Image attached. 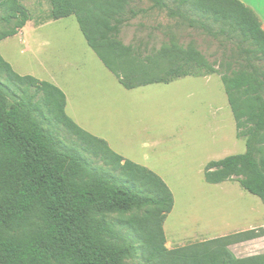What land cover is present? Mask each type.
<instances>
[{
	"label": "trees",
	"instance_id": "trees-1",
	"mask_svg": "<svg viewBox=\"0 0 264 264\" xmlns=\"http://www.w3.org/2000/svg\"><path fill=\"white\" fill-rule=\"evenodd\" d=\"M43 1L50 5L48 21L75 17L88 48L125 90L218 74L246 151L207 163L204 181L237 182L264 205V31L249 7L238 0H174L177 10L169 9L183 15L187 7L218 27L214 33L199 20L204 30L235 46L237 59L219 73L192 46L125 45L130 0ZM30 21L21 0H0V41ZM65 107L58 87L16 74L0 56V264H126L137 250L148 264H264V254L237 258L228 250L264 237V227L166 249L163 224L174 205L168 186L80 128ZM40 119L73 138L76 149Z\"/></svg>",
	"mask_w": 264,
	"mask_h": 264
},
{
	"label": "rangeland",
	"instance_id": "rangeland-1",
	"mask_svg": "<svg viewBox=\"0 0 264 264\" xmlns=\"http://www.w3.org/2000/svg\"><path fill=\"white\" fill-rule=\"evenodd\" d=\"M238 1L248 7V0ZM163 2L167 9L155 7L152 0H130L129 21L121 32L124 44L192 46L219 73L227 72V65L237 59L235 46L221 35L209 34L197 22H205L214 33L218 27L187 7L181 9L183 15H173L169 9L177 10L178 2ZM21 4L31 21L20 33L0 41V56L16 74L58 87L66 96L65 113L74 123L164 181L174 200L163 224L166 249L264 227V205L257 197L237 182L211 185L204 181L207 163L246 151L244 141L236 138L218 74L125 90L88 48L74 16L48 21V2L21 0ZM4 30L0 24V33ZM40 123L52 132L42 119ZM53 134L65 146L76 149L73 138ZM80 154L92 167L105 170L102 163ZM228 250L237 258L263 255L264 238ZM126 264L148 263L137 250Z\"/></svg>",
	"mask_w": 264,
	"mask_h": 264
},
{
	"label": "crops",
	"instance_id": "crops-1",
	"mask_svg": "<svg viewBox=\"0 0 264 264\" xmlns=\"http://www.w3.org/2000/svg\"><path fill=\"white\" fill-rule=\"evenodd\" d=\"M248 7L254 12V14L257 16L260 24H261V29L264 31V0H248ZM20 33V32H19ZM67 104V100H66ZM66 108V107H65ZM76 124V123H75ZM264 237H262L263 239ZM256 240V239H255ZM253 241V240H251ZM248 242V241H247ZM245 243V242H244ZM240 245L242 243H239ZM235 244V245H239ZM234 245V246H235ZM233 246V245H232ZM230 247V246H229Z\"/></svg>",
	"mask_w": 264,
	"mask_h": 264
}]
</instances>
